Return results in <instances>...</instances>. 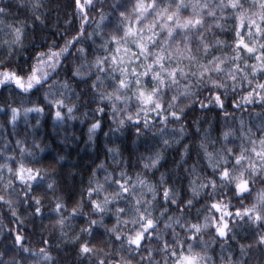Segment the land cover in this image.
<instances>
[{
	"label": "snow or ice",
	"instance_id": "obj_1",
	"mask_svg": "<svg viewBox=\"0 0 264 264\" xmlns=\"http://www.w3.org/2000/svg\"><path fill=\"white\" fill-rule=\"evenodd\" d=\"M33 6L43 4L36 0ZM74 6L79 24L65 29L62 45L52 41L36 50L30 63L6 67L0 60V90H10L0 100V114L15 125L21 114L45 113L32 99L35 94L43 96L53 120L76 119L77 105L64 99L75 85L76 99L83 96L93 104L94 114L109 113L115 131L131 128L137 139L149 133L160 137L159 147L137 149L123 167L119 145L108 147L111 170L103 163L92 169L67 216L62 196H53L51 211L58 217L53 224L65 240L69 220L83 217L87 225L70 238L77 264H245L241 258L248 249L264 253V0H74ZM6 11L0 7V13ZM89 19L95 23L92 31L85 27ZM35 20L43 23L39 15ZM25 24L8 25L10 38L0 45L9 56L25 47ZM85 40L92 41L91 50ZM229 82L232 105L240 111V101L253 107L247 122L243 116L232 124L225 120L211 138L207 128L201 131L202 115L188 124L189 114L198 104L205 112L215 105L224 118L234 115L226 108ZM13 92L22 98L18 104ZM102 122L93 115L90 140ZM173 143L183 147L174 167L165 168ZM15 144L19 157L13 149L0 159V202L19 218L14 199L19 182L23 203L30 199L33 215H39L47 193L56 188L49 179L53 168L33 167L25 161L31 150L20 139ZM245 226L252 230L251 244L237 240V230ZM25 239L16 231L15 250L0 264H21L16 253L33 252ZM229 240L237 241L241 258L212 247L219 243L223 252ZM33 254L41 258L33 264H56L47 247Z\"/></svg>",
	"mask_w": 264,
	"mask_h": 264
},
{
	"label": "trees",
	"instance_id": "obj_2",
	"mask_svg": "<svg viewBox=\"0 0 264 264\" xmlns=\"http://www.w3.org/2000/svg\"><path fill=\"white\" fill-rule=\"evenodd\" d=\"M36 0H0V7L7 9L5 13H0V41L10 38L11 29L9 24L19 26L25 24L26 36L24 39L25 47L17 49L9 56L6 46L0 45V60H6V67H12L17 64L31 62V57L36 50L46 49L52 41L56 42V47L63 44L66 38L65 29L70 26L72 28L78 27L79 17L77 16L74 0H41L43 7L35 8L33 5ZM39 15L43 23L35 20V16ZM96 19H99L98 14ZM68 21V24L65 21ZM88 31L95 28V23L92 19L84 22ZM231 21H229V27ZM246 31V29H245ZM74 34V32L72 33ZM85 46L92 49V41L85 40ZM97 43L99 40L97 39ZM27 53V55H26ZM102 55L103 52H100ZM61 67H64L62 65ZM71 73H69L70 75ZM61 78L64 74L61 73ZM71 84L72 82L69 81ZM79 87H82L80 85ZM9 89L0 90V100L8 97ZM79 88L73 85L72 91H65V103L77 105V111L74 112L76 119H65L64 121H55L51 115V109L45 103L43 96L37 97L33 94L32 99L45 107V113L37 115L29 113L27 118L21 114L20 119L15 125L8 123L7 117L0 114V159L2 156L11 153L15 149V155L19 157V148L16 146L15 141L20 139L23 145L31 150V155L25 154V161L30 163L35 168H53L49 173V179L55 181L56 188L54 192H48L44 199V208L41 214L33 215V210L29 203H23L24 191H21V186L17 182L16 192L19 193L15 199V207L18 209V217H13L6 204L0 202V253L5 255L0 256V261L9 260L12 256L14 246L12 240L16 231H19L25 236L24 243L33 249V252L38 251L40 247H47L56 264H77L76 252L74 245L70 242L73 234L79 233L81 225L87 227L83 217H78L74 220H69L65 226V231L68 232L69 239L65 240L60 235L59 226H54L53 221L57 219L56 213L51 209L54 207L53 196H62L66 203V209L63 211L65 216L68 215L72 205L81 197V192L88 184L89 175L92 169L97 164L103 163L111 170L112 153L107 152L108 147L119 145L122 155L117 157L121 160V166L125 165V161L132 158V154L138 155L137 149L140 152L146 149H153L159 147V135L153 136L149 133L146 136L137 139L134 135V130L131 128L115 131L116 124L111 119L110 114L93 113L91 109L94 107L91 103H86L83 96L80 100L76 99L75 92ZM237 94L241 91L237 88ZM207 95V93H203ZM15 103L18 104L22 99L16 96L15 92L12 93ZM10 98V99H12ZM232 89L229 82V95L226 100V108L234 115L227 118L223 117V112L215 105L209 106L208 111L199 109L197 104L195 107L197 112L189 114L188 124L196 115H202L203 124L201 131L205 128L209 130L210 137L216 138L222 125H225V120L229 124L235 123V117L243 116L245 121L248 120V110L252 105L243 104L244 111L236 109L232 105ZM29 106L28 104L24 105ZM87 110V116L84 115ZM66 111V109H65ZM93 115L98 118L103 117L101 129H97L93 138L89 139L88 127L92 122ZM39 119L40 123L37 124L36 120ZM155 129H153V132ZM190 132H195V127L190 128ZM105 133H108L105 136ZM172 132L169 130L167 136H171ZM192 139V137H189ZM135 141V143H134ZM184 143H189V140H184ZM183 147L182 144L173 143L172 146L166 151L165 160L163 161L165 168L174 167L173 161L179 159V150ZM63 159H59V157ZM55 162V163H53ZM189 165L192 160L188 161ZM164 169L162 168L161 171ZM159 173H157V176ZM102 178L103 173H100ZM177 182H180V177H177ZM46 186V185H45ZM85 199L87 194L85 193ZM203 203V201H201ZM199 207V205H197ZM23 220V223H20ZM258 230V229H256ZM251 231L247 226L243 229H238L237 240L239 243L251 244L252 237ZM43 240H49V244L45 245ZM59 245V247H57ZM228 247L221 252L219 243L212 245L216 253L227 256L228 252H233V258H241L239 251V244L237 241H228ZM33 252L24 253L19 251L16 253L15 258L21 261V264H33L41 258L34 255ZM245 264H264V253L257 247L248 249V255L242 257Z\"/></svg>",
	"mask_w": 264,
	"mask_h": 264
}]
</instances>
